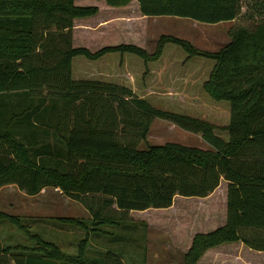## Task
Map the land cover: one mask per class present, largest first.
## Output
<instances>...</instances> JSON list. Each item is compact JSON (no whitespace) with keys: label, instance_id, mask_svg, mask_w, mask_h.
I'll use <instances>...</instances> for the list:
<instances>
[{"label":"trees","instance_id":"16d2710c","mask_svg":"<svg viewBox=\"0 0 264 264\" xmlns=\"http://www.w3.org/2000/svg\"><path fill=\"white\" fill-rule=\"evenodd\" d=\"M104 1L120 6L131 0ZM136 2L146 16L203 22L241 16L248 22L231 25L229 40L217 50L197 48L172 34H161L151 53L126 42L91 50L72 45L71 27L74 18L95 14L96 5L0 0V187L11 183L36 194L55 186L90 215L89 225L81 218H56L86 231L77 254L30 234L34 245L1 247L9 264H125L112 250L88 257L89 230L107 233L99 224L119 226L132 219L129 210L167 207L176 194L206 196L221 178L227 182L226 221L195 233L183 263L195 264L206 249L223 242L240 240L264 250V0ZM167 43L179 45L187 58L214 60L202 87L212 99L228 101L227 123L158 108L126 84L72 77L74 56L97 60L107 53H131L146 67L160 58ZM154 118L200 133L209 147L146 143ZM141 142L145 148L138 147ZM2 219L28 231L16 214L0 210Z\"/></svg>","mask_w":264,"mask_h":264},{"label":"rangeland","instance_id":"374dc122","mask_svg":"<svg viewBox=\"0 0 264 264\" xmlns=\"http://www.w3.org/2000/svg\"><path fill=\"white\" fill-rule=\"evenodd\" d=\"M74 3L94 4L98 8L93 15L74 18L71 27L72 45L86 46L91 50L107 43L126 42L142 46L151 53L161 34H172L187 39L200 49L217 50L229 40L227 30L231 25L248 22L241 16L218 22H203L175 15L146 16L140 13L135 0L120 6L109 5L104 0H74ZM244 9L243 6L242 10ZM106 57L109 58L103 61L102 59ZM127 58H135L142 63L143 68L145 67L144 61L131 53L122 56L118 52L107 53L97 60H88L82 55H77L72 59V77L89 78L85 72L89 69L93 72L92 76H98L91 78L129 85L138 95L144 96L158 108H167L216 124L227 123L228 101L212 99L202 87V82L207 78L214 63L213 59L202 56L187 58L186 51L179 45L167 43L159 59L164 61L166 58H176L177 61H183L186 66L193 65L192 67L198 69L197 77H111L109 75V71H112L111 66L125 68ZM116 62L118 67L115 66ZM100 70L102 74L99 73ZM171 90L175 91L173 95ZM178 93L185 96L186 101L182 98L180 100ZM219 131L223 132L221 134L226 139L227 132ZM50 136L49 140L53 141L55 138ZM166 141L209 147L200 133L185 131L169 120H154L146 143L162 144ZM138 147L145 148V142H141ZM220 190L204 199L177 194L172 205L165 210L157 208L143 214L134 213L146 215L148 219L153 220L151 226L135 217L121 221L119 226L101 223L99 228L107 233L89 230L86 254L88 257L101 256L107 250H112L121 256L125 264H184L182 249L187 251L189 245L183 241L184 227L191 231L194 229L201 231L206 220L211 219L210 215L219 217L211 219L214 222L213 227L217 226L222 211ZM0 210L18 215L28 228V231H25L9 221L0 220V250L5 245H34L30 234H37L43 240L55 243L66 254L75 255L86 231L81 229L82 227L56 218L69 216L87 220L85 221L87 225L90 222L87 209L78 200L66 195L58 187L50 185L43 187L36 194H28L15 184L2 185ZM125 226L131 230L128 236L123 235L121 231L123 229H120ZM235 247V244H232L228 249ZM243 254L250 260L264 261V252L259 253L255 250L251 252L244 248ZM200 258L195 264H203L204 260ZM10 262L7 253H0V264Z\"/></svg>","mask_w":264,"mask_h":264},{"label":"crops","instance_id":"0c3cea01","mask_svg":"<svg viewBox=\"0 0 264 264\" xmlns=\"http://www.w3.org/2000/svg\"><path fill=\"white\" fill-rule=\"evenodd\" d=\"M107 44H114V43H107ZM102 60L105 61L106 59H102ZM115 66L118 67L117 62H116ZM124 66H125V68H122L123 66H119L118 68L111 66L112 71H109V75L113 76V77H135V76H142V77H197L198 76V69L197 68L192 67L193 65H187L186 66L183 63V61H177L176 58H166L164 61L157 59L155 61H152L150 64H148L144 68L142 66V63L140 61L136 60L135 58H127L125 60ZM85 72L88 75V77H98L97 75L92 76L93 72L90 71L89 69H87ZM99 73H101V70L99 71ZM170 92H172V95H173L174 94L173 92H175V91L171 90ZM178 97H180V100L182 98V100L186 101L185 100L186 97L183 96L182 94L178 93ZM158 119L159 120H165V119H161V118H154L153 121L158 120ZM152 122L150 124L149 130L151 129ZM149 130H148V133L146 136V140L149 138ZM185 131H188V130H185ZM188 132H191V131H188ZM154 143H156V142H154ZM226 183H227L226 180L224 178H221L219 184L209 194H207L206 196H194V197L204 199V198H207V197L211 196L212 194L216 193V191H218L219 189H221L220 191L222 192V195H221L222 211H221V215H220V222L216 223L217 224L216 227L223 225L226 221ZM176 196H177V194H176ZM174 198H173V201H174ZM171 205H169V206H171ZM169 206H167V207H148V208L140 209V210L131 209V210H129V214H131L132 218H134V217H135V219L139 218V220H141L144 224L151 226L152 223L154 222L153 220L148 219L146 217V215L145 216L134 215V213L137 212V214H143V213L149 212V210L157 209V208H162L165 210ZM148 214H151V213H148ZM210 218L212 219V218H219V217H215V215H214V217H212L210 215ZM211 219L206 220V224L204 225V229L201 231H197L195 229L191 231V230H187V228L184 227L185 231H183V235H184L183 241L185 240L186 243L189 244L187 246V249L189 248V246L191 244L192 237L195 233L207 232V231H210V230H213L214 228H216V227H213L212 224L214 222H212ZM121 231H123L122 234L125 236H128L129 234H131V231H126V230H121ZM232 244H235L236 247L229 250L228 246H230ZM244 248H247L248 251H251V252H252V250H255L259 253L264 252V250L252 249V248L246 246L240 240L231 241V242H223V243L218 244L217 246L206 249L204 251V253L201 255V258L204 260V262L203 261L202 262H203V264H264V261L257 262V261H253V260L246 258V256H244V254H243ZM185 252L186 251H184L182 249V257L184 256ZM199 262H201V261H199Z\"/></svg>","mask_w":264,"mask_h":264}]
</instances>
